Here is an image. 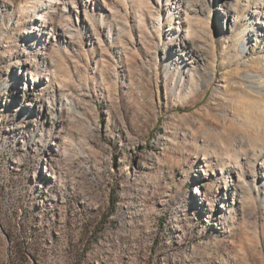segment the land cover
Masks as SVG:
<instances>
[{"label":"rangeland","instance_id":"1","mask_svg":"<svg viewBox=\"0 0 264 264\" xmlns=\"http://www.w3.org/2000/svg\"><path fill=\"white\" fill-rule=\"evenodd\" d=\"M68 1L0 0V264H264L261 0Z\"/></svg>","mask_w":264,"mask_h":264},{"label":"bare ground","instance_id":"2","mask_svg":"<svg viewBox=\"0 0 264 264\" xmlns=\"http://www.w3.org/2000/svg\"><path fill=\"white\" fill-rule=\"evenodd\" d=\"M61 3L64 4V0H47V3L44 7L45 9H49L56 5H60ZM222 3H223L222 5L226 6L225 21L226 22L228 21L229 24L231 25V28H234L235 18H236L235 13L232 9L228 7V3L226 2V0H223ZM65 4H68V3H65ZM253 15L255 18L254 20H256L257 22H259L261 19L264 20V0L259 1L258 7L256 10H254ZM34 25H35L34 30H31L29 32V39L32 40L35 45L45 47L47 45V42H49V40L52 38V31L49 27V24L46 20L39 19L36 23H34ZM261 28L262 30L260 31L262 32L261 35L263 37L262 46H258V47L257 45L251 46L249 44V41L245 40L242 44V51L248 57L250 64H254L253 61H256L258 62V67H261V68L263 67L264 69V23L261 25ZM259 47H261L260 50H257V48ZM253 55H257V58L256 59L253 58ZM22 69L24 72H26V74L31 75L32 79L33 77L37 79L39 78V77L33 76L34 72L33 70H31L29 66H25ZM245 78L250 80L251 83L257 84L256 86L257 90L264 94V74L263 75L249 74V75H246Z\"/></svg>","mask_w":264,"mask_h":264}]
</instances>
